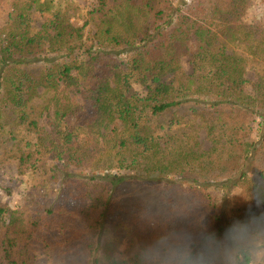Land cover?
Here are the masks:
<instances>
[{
    "label": "trees",
    "instance_id": "16d2710c",
    "mask_svg": "<svg viewBox=\"0 0 264 264\" xmlns=\"http://www.w3.org/2000/svg\"><path fill=\"white\" fill-rule=\"evenodd\" d=\"M255 2H72L75 39L26 35L54 0H0V180L40 196L8 216L0 199V264H264Z\"/></svg>",
    "mask_w": 264,
    "mask_h": 264
},
{
    "label": "rangeland",
    "instance_id": "374dc122",
    "mask_svg": "<svg viewBox=\"0 0 264 264\" xmlns=\"http://www.w3.org/2000/svg\"><path fill=\"white\" fill-rule=\"evenodd\" d=\"M44 0H41L43 2ZM87 0H54V4L50 5V10L47 13L33 12L32 13V26L31 29L26 33L27 36H37L40 34L53 33L55 30L62 29L63 26L72 25L73 34L75 39H82L84 30L82 29V17L81 11L77 13L65 14L66 6L72 2L76 4V7L81 8L83 3ZM182 1V0H181ZM184 1V0H183ZM193 0H185V2H191ZM60 10H57V8ZM264 11L263 3L256 0V2L244 9L242 12V21L244 23L254 24L257 20L261 19V15ZM84 12V10H83ZM130 47L128 46H116L115 53L120 54L127 52ZM183 69L186 73L190 72V66L184 60L182 62ZM246 77L249 81L254 80L253 71L246 69ZM30 128H35L32 125ZM203 139V136L201 137ZM203 147H207L205 142L202 140ZM10 177H4L0 180V199L7 205V215H13L17 212H21L31 205H36L39 202L40 196L33 192L26 185V181L22 178H15L10 174ZM148 198V197H147ZM146 204V203H145ZM156 211H161L164 208V204H161L157 199L149 198L148 204H146ZM162 212V211H161ZM158 212V213H161ZM4 218L0 219V229ZM263 252H255V264L259 263V257ZM129 254L126 255V257ZM121 258V256H118ZM1 258V255H0Z\"/></svg>",
    "mask_w": 264,
    "mask_h": 264
}]
</instances>
